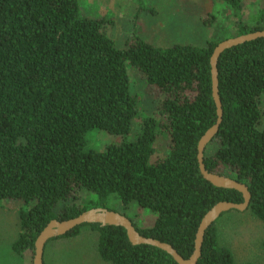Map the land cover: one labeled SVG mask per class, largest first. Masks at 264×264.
I'll list each match as a JSON object with an SVG mask.
<instances>
[{
  "label": "trees",
  "instance_id": "16d2710c",
  "mask_svg": "<svg viewBox=\"0 0 264 264\" xmlns=\"http://www.w3.org/2000/svg\"><path fill=\"white\" fill-rule=\"evenodd\" d=\"M225 1L239 12L237 36L264 30V5L245 21L247 0ZM110 25L113 19L88 17L80 0H0V200L21 203L18 255L35 251L52 220L97 207L120 212L119 202L151 210V226L121 213L141 235L189 259L206 213L220 201L244 200L240 191L205 179L198 160L199 141L218 119L211 57L221 41L158 46L136 35L123 46ZM129 68L158 94L133 139L141 108ZM217 69L222 121L204 163L209 172L247 184V210L264 221V37L225 50ZM95 129L122 140L89 148ZM164 130L169 147L158 156L155 142ZM84 190L95 199L77 204ZM85 227L98 233L108 264H178L159 247L133 244L122 226L83 224L59 238ZM197 264L260 263L236 261L220 242L217 220L205 230Z\"/></svg>",
  "mask_w": 264,
  "mask_h": 264
},
{
  "label": "rangeland",
  "instance_id": "374dc122",
  "mask_svg": "<svg viewBox=\"0 0 264 264\" xmlns=\"http://www.w3.org/2000/svg\"><path fill=\"white\" fill-rule=\"evenodd\" d=\"M82 11L90 18L113 19L108 26L111 37L118 45H126L134 36L153 42L155 45L170 46L174 43H193L206 45L210 40L222 41L238 34V15L225 0H80ZM257 3V4H254ZM264 0H247L241 14L248 20L249 15ZM132 89L138 93L140 114L133 120L130 137L139 132L144 116L156 109V91L146 88L145 81L133 68H129ZM264 123V114H263ZM263 126V125H262ZM121 136L95 129L88 134V147L103 150L111 143L120 142ZM169 133L162 131L155 142L157 155L166 153L169 147ZM212 147V146H211ZM95 194L86 190L80 193L75 202L82 204L85 200H94ZM68 202L63 205H67ZM21 203L16 199L0 200V264H21L22 255L8 254L10 240L16 226L14 220L19 218ZM114 207L132 218L141 226H151L155 214L137 203L125 207L116 203ZM221 244L228 246L238 262H257L264 264V221L255 217L250 210L226 212L218 219ZM83 235L77 243L62 247L55 254L54 264H108L99 255L98 233L89 227L82 230ZM81 232V233H82ZM55 239V238H53ZM52 243V242H51ZM50 245V242L47 246ZM13 248V246H12ZM34 258V251H29ZM50 259V246L45 252ZM52 260V259H51Z\"/></svg>",
  "mask_w": 264,
  "mask_h": 264
},
{
  "label": "water",
  "instance_id": "95a60500",
  "mask_svg": "<svg viewBox=\"0 0 264 264\" xmlns=\"http://www.w3.org/2000/svg\"><path fill=\"white\" fill-rule=\"evenodd\" d=\"M264 37V30L256 31L244 35L231 37L221 41L214 49L211 57L212 64V77H213V96L217 104L218 119L217 122L210 127L205 134L201 137L198 144V160L201 173L204 178L210 181L213 185L222 188L235 189L243 194L244 200L241 203H235L232 201H220L216 203L203 217L196 238L195 251L189 259H184L178 251L169 243L162 242L160 240L145 237L141 235L133 225L132 221L124 214L108 210L106 208L97 207L82 212L76 217L67 220H52L39 234L35 241V251L33 264H44V251L45 246L49 240L57 238L73 230L74 228L83 224L99 223L101 225H115L122 226L127 230L129 240L137 244H149L159 247L173 256L178 264H197L201 255V248L205 230L215 221H217L224 213L236 210L246 211L251 203V192L247 184L237 181L229 176L220 175L217 173L209 172L204 163V151L206 146L213 140L215 135L219 131V127L222 121V107L218 93V69L217 64L221 54L233 46L245 43L247 41Z\"/></svg>",
  "mask_w": 264,
  "mask_h": 264
},
{
  "label": "crops",
  "instance_id": "0c3cea01",
  "mask_svg": "<svg viewBox=\"0 0 264 264\" xmlns=\"http://www.w3.org/2000/svg\"><path fill=\"white\" fill-rule=\"evenodd\" d=\"M14 225L16 226L15 232H14V236L13 238L10 240V249H8V254L11 256V260L14 259V254H16L12 248L13 244L18 240L19 236H20V218L14 220ZM83 232L76 236V237H57L55 239H51L48 241V243L50 242V245L45 246V251H44V264H54V259H55V254L56 252H58L62 247H68L73 243H77L78 240H80L82 238ZM52 242V243H51ZM50 246V251H51V256L50 259H48V262L46 260V249ZM2 250V243L0 241V252ZM30 253L29 251H26L24 253V256H22V261L21 264H33L32 263V258L29 257ZM52 259V260H51Z\"/></svg>",
  "mask_w": 264,
  "mask_h": 264
}]
</instances>
